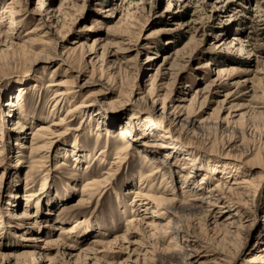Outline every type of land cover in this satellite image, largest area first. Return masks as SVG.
<instances>
[{"label": "rangeland", "instance_id": "374dc122", "mask_svg": "<svg viewBox=\"0 0 264 264\" xmlns=\"http://www.w3.org/2000/svg\"><path fill=\"white\" fill-rule=\"evenodd\" d=\"M11 1L13 0H0V15L4 16L0 18L2 25L0 32L3 33L0 34V138L3 135L4 144H7L2 154L3 166L0 168V175L3 176L0 192L1 215L9 213L11 209L22 210L25 204L22 199L26 186L25 173L30 161L27 150H24L25 156L17 157L19 145L14 143L20 140L10 129L13 118L4 117L6 110L4 103L8 99L14 98L23 89L22 110L16 107L17 117L26 125L31 124L29 126L31 129L40 124L45 125L57 119L60 114H63L62 109H65V106L61 107L52 115L54 87L48 84L62 78L74 81V77L77 76L78 84L83 83L87 86L80 90L77 102L84 95L102 91L101 95L100 93L97 95L104 104L102 106L108 109L106 111L109 113L112 107L119 104L118 100L125 101L127 98L132 101L137 92L146 90L150 75L155 72L157 65L163 62L165 56L171 55L179 47L181 48L179 57L190 56L186 61L176 62L180 61V64L178 63L180 70L177 74H174L176 70H170L174 71V75L171 74L172 78L166 75L161 80L163 90L158 91L159 100L165 95L168 98L190 99L196 88L212 79L215 75L213 69L228 67V72L219 77L222 82L221 87L206 99L192 102L193 105L190 104L187 108L189 111H195L196 120L202 123L200 129L194 128L182 138L185 144L191 142L190 144L193 145L190 151L194 152L196 158L193 160L194 164L201 163L199 166L201 170L195 172L191 185L195 184L193 182L198 184L201 174L204 173L202 168H206L205 151L211 150V154L214 155L208 156L213 158L228 153L235 158L232 160L234 162L240 160L241 151H246L241 161L252 165L261 163L264 166V144H262V137H264V0H14L13 14L9 12L7 14L4 11ZM11 17L14 23L10 20ZM9 28L11 30L7 35L5 32ZM94 38L106 40L103 42L108 43L115 42L116 45H113L118 48L116 61L122 66L125 67L124 61L131 60L128 63L131 68L128 67L127 70H121L119 74H116V78L121 80L122 92H119V87L109 91L94 83L101 74L100 62L94 64L96 68L90 74L93 63L90 62L86 49V45L90 44ZM125 47H129V50ZM138 48L142 49L139 54ZM148 57L152 58L151 61L147 59ZM35 58L41 61L32 64ZM103 68V77H105L103 81H105L110 71ZM228 92L233 95V104H241V106L252 104L254 108L246 111L247 109L242 106L240 110L230 113L227 119H229V128L234 129L231 131L217 129L215 125L217 117L227 115V110L218 111V109L220 101ZM125 93H129V97ZM185 103L188 102L185 100ZM126 106L125 113L115 122L116 126H109L108 129L111 131L109 137L105 135L106 128L102 129L98 141H96L95 131L97 125H101L105 120L103 117L92 115L91 118L85 115L82 118V115H78L72 121L73 127L83 125L77 137L78 145L86 157L77 162L73 159V153L67 157L64 156L63 153L71 147L76 136L74 133L66 135L58 150L54 151V159L48 162L49 165L47 164L50 168L47 188L44 192L47 197L43 199L39 211L49 213L51 210L50 217L47 219L40 217L42 226L33 227L30 224L32 229L27 231L10 227L0 228L2 242L21 243L23 241L19 240L17 235H29L39 240L28 242L36 247L44 248L47 246L48 239L58 236L61 226L69 227L75 223L74 237L63 239L66 244L75 246L67 249L70 254L66 255L64 261L68 264H136L135 260L138 257L142 262L144 258V255H141L142 246L145 245L147 248L146 246L154 244L159 235L158 233L150 238L148 232L152 230L144 228L145 232H142L139 226L135 227V225L131 227V231H127V218L130 219L134 215L131 212L132 207L141 203V198L143 199L140 193H136L140 190V177L143 173L149 172V166L144 161L142 153L135 150L129 152L126 163H123L117 174L104 185V192L99 198L83 207L73 206L80 197L83 183L104 171V167L114 157L115 147L123 142L116 132L117 128L130 118L131 109H141L143 104L136 107L134 104L127 103ZM245 111V114L242 113ZM132 125L134 126L133 134L137 133L139 126ZM223 126L224 123L221 127ZM30 128L26 131H31ZM146 132L152 138V135L156 134L153 131L146 130ZM192 132L193 137H191ZM29 136L28 134L26 139H23L24 143L29 142ZM234 136L237 138L236 146L227 150V140ZM208 138H211L213 143L211 141L205 143ZM103 149L107 150L104 163L100 159H95L98 152ZM167 149L170 147L167 146L166 150H160L153 155L162 156L168 152ZM88 154H91V157H87ZM182 154L174 157L179 159ZM19 158L22 162L17 166L16 162ZM60 160L68 163L66 169L56 168ZM240 167L247 168L244 163L240 164ZM45 172L34 171V176L29 183L33 186L32 191L40 189ZM251 172L256 174V169ZM176 178H179L178 173ZM154 182L157 188L160 187L161 177H157ZM205 186L202 191L207 188V184ZM193 190L199 192L198 187ZM12 192L17 193L14 199L9 197ZM257 201L263 203V206L259 209H256L257 206H249L252 211L254 210L256 221L246 229V237H244L245 234L240 233L231 241L233 246H236L240 261L246 259L250 248L255 247L252 251V254H255L261 245L256 243V238H261V234L264 233V187L261 189L259 198H256V204ZM144 214L147 216L148 213ZM6 218L3 215L4 221ZM183 219L188 231L198 230L201 234L202 225L195 223L196 226H194L192 223L196 220H192L193 217ZM140 223L141 221L138 222ZM124 232H126V238L112 240ZM147 233L149 236L146 237ZM93 239L100 242V245H96L97 251L83 255L81 250L93 246L89 243ZM109 241L113 243L110 244ZM106 243L109 244L106 245ZM159 244L164 245V242L155 243L157 246ZM21 246H23L22 243L18 248ZM53 247L50 251L51 257L58 249L56 246ZM140 247L142 251L138 253L137 249ZM231 249L235 250L234 247ZM10 252L9 249L0 248V264H15L13 259L4 256L5 253ZM157 259L159 260L154 264L161 263L162 260ZM57 260L59 261L49 263L46 257L37 259L33 264H67L61 259L57 258ZM27 261L21 259L18 263L28 264L29 261Z\"/></svg>", "mask_w": 264, "mask_h": 264}, {"label": "bare ground", "instance_id": "6f19581e", "mask_svg": "<svg viewBox=\"0 0 264 264\" xmlns=\"http://www.w3.org/2000/svg\"><path fill=\"white\" fill-rule=\"evenodd\" d=\"M14 2L15 1L13 0L9 3L10 5H8L4 11L5 13L9 12L10 14H13L12 11L15 7H13L12 4H14ZM1 17L4 16L0 15V18ZM10 20L14 23L13 17H11ZM0 27H2L1 23ZM10 30L11 28L5 33L8 35ZM0 34L3 33L0 32ZM103 41L106 40L94 38L90 44L86 45L88 52L87 55L88 57L90 56V62L93 63L90 74H92L93 70L96 68L95 65L100 62L99 70H101V74L97 79L95 78L96 80H94V83L100 85V88L109 91L112 89L114 90L115 87H119V92H122L120 89L121 80L116 78V74H119L121 70H127L128 67L131 68V66H128V63L131 60L124 61L125 67L122 66L120 62L118 63L116 61L118 58V48L113 45H116V43ZM128 48L129 47H125V49ZM180 49L181 48L179 47L171 55L165 56L163 62L157 65L155 72L150 75L149 86L146 90L137 92L136 97L132 101L127 98V101L122 99L118 100L119 104L115 105V108L112 107V111L109 113L106 111L108 109L102 106L104 104L100 101V97L97 95L99 93V95H101L102 91L95 92L92 95H84L83 98L77 102L80 90L83 87H87L85 86L86 84H78L77 76L74 77V81L62 78L48 84V86L54 87V90L52 91V115H54L55 112L57 113L61 107L64 108L65 106V109H62L64 112L63 114H60L57 119H53L52 122L45 125L40 124L31 129L29 127L31 124L28 126L17 117L16 107L17 109H21L22 107L21 99L23 97V89L15 95L16 98L8 99L4 103L6 107L4 117L13 118L10 129L16 133L18 140H20H16L14 143L15 145H19L17 157L25 156L24 150H27V156L30 158V161L25 173L26 186L22 198L25 204L22 210L16 211L15 209H11L9 213H4L3 215L7 217L5 221L3 215L0 214V228L8 229V227H10L19 230L26 229L25 231H27L32 229V226L34 227L42 224V222L39 221L41 219L40 217L44 219L50 217L49 213L51 210L49 213H43L39 210L40 207H42L43 199L47 197L44 195V192L47 188V179L50 171L48 162L54 159V151L56 149L58 150L59 146L62 144V139H64L66 135L74 133L76 136L73 144H71V147L68 150L66 149L63 154L67 157V155H72L73 153V159L77 162H80L86 157L85 153H82V149L78 145L77 137V133L83 128V125L81 127L72 126V121H74L78 115H82V118L85 115L91 116V118L92 115H99L105 119L101 125L99 124L96 127V141H98L102 129L106 128L105 135L109 137L111 132L108 129L109 126H116L114 124L120 116L125 113L127 103L134 104L136 107L139 104H143V107H140L141 109H131L132 113L129 115L130 118L125 123H121L123 126L121 125L117 128L116 132L120 135L123 142L115 147L113 153L114 157L108 162L107 166L104 167V171L99 176L90 178L83 183L81 186L80 197L78 198L77 203L73 206L75 207L78 205L83 207L88 205V203L93 202L97 197L99 198L104 192V185L112 178V176L117 174L122 164L126 163V158L129 152L135 150L142 153L144 161L147 163V166H149V172L143 173L140 177V190L136 193H140L143 196V199L141 198V203L132 207L131 212L134 213V215L130 219L127 218V231L129 232L133 225H135V227L139 226V229L142 232H145L144 228H148L149 230H152V232L146 230V232L150 233V238L159 233L155 243L158 241L164 242V245L159 244L157 246L154 243L146 246L149 248L148 251L147 248H145V245L142 246L143 251L141 247L138 248V253L142 251L141 255H144V258H142L141 262L138 257L135 260L136 264H154L159 260L157 258H160L162 260L160 261L163 264H264V233L261 234V238H256V243H261L259 250H257L255 254H252L255 247L250 248V251H248L249 255L245 257L246 259L241 261L238 251L235 249L236 246H233V243H231L232 239L240 233L243 235L245 234L244 237H246V229L256 221V217L253 214L254 210L252 211L249 206H257L256 209H259L260 207L262 208L263 206V203H258L259 201H257L256 204L255 202L256 198H259L261 194V189L264 187V166L261 163H258V165H252L247 164L246 161H241V159L245 157V153H247L246 151H241L242 158L240 157V160L234 162L232 160H235V158L229 156L228 153L213 158L208 156L212 153L211 150H209L210 152L204 150L207 154V156L204 157L206 160V168H202L204 173L201 174L199 183L196 184V182H193L195 184L191 185V182L195 177V172L199 170L201 163L198 162L197 164H194L193 160H196V158L194 157V152L190 151V148L193 147V145L190 144L191 142L185 144L182 142V138L183 135H188V133L191 132L190 130L197 127L200 129L202 123L201 121L196 120V112L192 110L189 111L187 108L192 102H195L198 99L202 101L209 97L210 94H213L216 89L220 88L222 82L219 77L221 74L223 75V73L228 72V67L222 66L213 69L215 75L212 79L203 86L196 88L190 99H183L181 97L168 98V96L165 95L159 100V97L157 96L159 94L158 91L163 90V82L161 80L165 78L166 75L172 78V75L177 74L180 70L179 62L186 61L190 56H183L181 54L182 56L179 57L178 53ZM141 52L142 49L138 48L137 53L139 54ZM147 59L151 61L150 59L152 58L148 57ZM178 60H180L178 62L179 64L176 63ZM39 61H41V59L35 58L32 61V64H36ZM103 67L110 71L108 72V78L105 81H103V79H105V77H103ZM170 70L176 71L173 74L174 71ZM125 94L129 97V93ZM119 95L121 96V94ZM185 100L188 103H185ZM233 100V95L228 92L225 94L224 99L220 101L218 111L220 109L227 110V115L225 117H217L215 122L217 129L222 128L225 131L229 129L231 131L233 129L229 128V119H227V116L230 115V113H234L236 110H240L243 106H241V104H233ZM159 101L162 105L161 107ZM243 107L247 109L246 111L254 109L252 104H246ZM246 111L242 113L245 114ZM130 119L131 121L129 122ZM84 121H86V119ZM223 123L224 126L221 127ZM132 124L139 126L138 130H136L138 131L137 133L135 132L133 134L134 126ZM29 128L31 131L27 132L26 130ZM146 130L150 132L153 131V133L156 134H153L152 138L148 135ZM28 134L30 135L29 142L27 139L28 143H24L23 139H26ZM191 134V137H193V132ZM236 139L237 138L234 136L227 140V150L235 148L237 142ZM207 140H205V143H210L209 141L213 143L211 138H208ZM262 144H264V137H262ZM5 145L7 146V144H4L2 135L0 138V168L3 166L2 154ZM167 146L170 147V149H167V153L162 156L153 155V153L160 150H166ZM106 151L107 150L105 149L99 151L95 159H100L104 163L106 161ZM180 153H183L181 158L178 159L174 157ZM146 154H148V156ZM87 157H91V154H88ZM20 160L21 159L19 158L16 162L17 166L22 162ZM189 162H191L190 165L186 166ZM239 162L240 164L244 163L247 168L241 169ZM77 165H79V163ZM67 166L68 163H66L65 160H60L56 164L57 169H66ZM46 169L47 171L45 172ZM253 169H256V174L251 172ZM34 171L45 172L43 174L45 176H43L38 191H32L31 189H33V186L29 184L30 179L34 176ZM176 173L179 174V178H176ZM0 176L1 192V181L3 176ZM157 177H161V185L158 188L155 186L154 182ZM213 179H215V181H213ZM170 182H172V184H170ZM205 184H207V188L202 191ZM191 187H198L197 191L199 192L194 191ZM16 194V192H12L9 194V197L14 199L16 198ZM32 202H34V204ZM144 213H148L146 214L147 216H145ZM143 217L146 218L143 219ZM187 217H193L192 220H196L192 223L193 225L195 223L196 225L199 223L202 225L201 229H203V231L201 230V234H199L197 229L196 232L187 230L184 221L185 219H183ZM139 221H141L140 224H138ZM32 222L34 223L32 224ZM30 224L32 226H30ZM75 225L76 224L74 223L69 227L61 226L59 228L58 236L51 240L48 239L46 241L47 246L44 248L40 246L36 247L33 243L28 242L34 241L35 239L39 240V238L21 234H18L17 236H19V240L23 241L21 242L23 246L18 248L21 243L14 242L12 244H7L2 242L0 238V248L9 249L11 251L8 254H6V252L4 256L6 255L8 258L13 259L15 264H19L18 261L21 259H25V261L28 260V264H33L37 259L39 260L46 257L48 258L49 263L59 261L57 258L67 263V261H64L66 255L70 254L67 249L75 246L66 244L63 239L74 237L73 232ZM140 225L144 226L140 227ZM49 227L52 226L49 225ZM126 232L122 235H117L115 239L112 238V240L117 241L126 238ZM148 233L146 237L149 236ZM89 243L93 246H88L81 250L85 256L88 252L97 251L96 245H100V242L96 239L91 240ZM109 243L111 244L113 241H109ZM109 243H106V245ZM53 246H56L58 249L56 254L51 257L50 251L54 248ZM232 246L235 250L231 249L233 248ZM239 247H237V249Z\"/></svg>", "mask_w": 264, "mask_h": 264}]
</instances>
